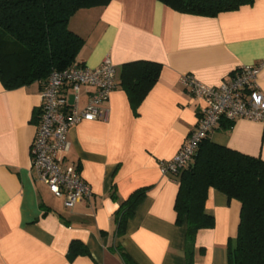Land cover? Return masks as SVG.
<instances>
[{
	"label": "crops",
	"instance_id": "0c3cea01",
	"mask_svg": "<svg viewBox=\"0 0 264 264\" xmlns=\"http://www.w3.org/2000/svg\"><path fill=\"white\" fill-rule=\"evenodd\" d=\"M68 26L85 39L76 60L97 67L107 57L116 68L107 119L80 121L68 132L66 161L92 195L68 210L38 180L30 148L41 87L6 89L0 82V264H125L118 245L136 264H185L186 225L176 224L174 211L178 177L159 164L178 152L204 102L179 78L191 74L218 86L242 65L261 64L264 92V0L216 16L182 13L159 0H110L79 10ZM137 60L161 69L134 110L120 82L123 65ZM223 121L208 135L212 142L264 159V122L237 119L225 128ZM141 188L144 196L118 236L120 204ZM204 206L214 225L196 233L194 264H227L240 203L210 188ZM74 240L90 256L70 259Z\"/></svg>",
	"mask_w": 264,
	"mask_h": 264
},
{
	"label": "trees",
	"instance_id": "16d2710c",
	"mask_svg": "<svg viewBox=\"0 0 264 264\" xmlns=\"http://www.w3.org/2000/svg\"><path fill=\"white\" fill-rule=\"evenodd\" d=\"M172 9L201 16H216L254 0H159ZM110 0H0V82L6 89L38 83L44 87L49 73L68 68L85 39L68 26L79 10L102 7ZM161 64L137 60L123 65L121 85L135 110L158 80ZM230 128L233 121H223ZM174 201L175 222L186 225L185 264H194V239L201 229L214 225L206 212L208 191L214 188L240 203L239 223L226 247L227 264H264V159L204 138L191 161L179 170ZM145 193L141 188L123 200L116 213L117 235ZM125 264H136L118 245ZM202 251V249L200 248ZM88 255V248L74 240L68 257Z\"/></svg>",
	"mask_w": 264,
	"mask_h": 264
},
{
	"label": "built area",
	"instance_id": "2783aa9c",
	"mask_svg": "<svg viewBox=\"0 0 264 264\" xmlns=\"http://www.w3.org/2000/svg\"><path fill=\"white\" fill-rule=\"evenodd\" d=\"M260 69L261 64L242 65L218 86L203 84L191 74L180 76L179 82L204 104L178 152L160 162L162 173L177 176L220 121L264 122V92L257 83ZM115 75V65L107 57L97 67L76 60L66 69L52 70L40 90L38 124L30 148L32 166L38 180L55 197L63 199L68 210L92 195L91 187L75 164L66 161L69 129L80 121L107 119V103L116 86ZM83 96L87 98L82 104Z\"/></svg>",
	"mask_w": 264,
	"mask_h": 264
},
{
	"label": "rangeland",
	"instance_id": "374dc122",
	"mask_svg": "<svg viewBox=\"0 0 264 264\" xmlns=\"http://www.w3.org/2000/svg\"><path fill=\"white\" fill-rule=\"evenodd\" d=\"M88 9V8H87Z\"/></svg>",
	"mask_w": 264,
	"mask_h": 264
}]
</instances>
